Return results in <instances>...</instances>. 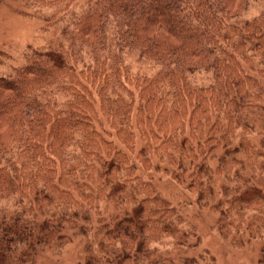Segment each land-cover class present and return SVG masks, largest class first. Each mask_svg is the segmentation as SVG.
<instances>
[{
  "label": "trees",
  "instance_id": "obj_1",
  "mask_svg": "<svg viewBox=\"0 0 264 264\" xmlns=\"http://www.w3.org/2000/svg\"><path fill=\"white\" fill-rule=\"evenodd\" d=\"M74 1L31 0L68 14L63 43L0 74V264L65 238L82 244L76 264H166L154 246L184 218L140 169L219 209L225 236L244 222L258 236L264 199L241 192L264 151V123L256 146L248 120L264 115V0L253 17L252 0H87L79 14ZM218 179L239 197L214 198Z\"/></svg>",
  "mask_w": 264,
  "mask_h": 264
},
{
  "label": "rangeland",
  "instance_id": "obj_2",
  "mask_svg": "<svg viewBox=\"0 0 264 264\" xmlns=\"http://www.w3.org/2000/svg\"><path fill=\"white\" fill-rule=\"evenodd\" d=\"M86 1L75 0L69 11L79 14L85 7ZM262 6L256 0H252L248 17L257 15ZM55 13L54 7L36 8L31 5V0H3L0 2V74L10 75L18 67L24 65L25 54L29 48L47 50L56 48L63 43L61 30L66 26L68 14L58 13L52 16ZM59 19L65 22H58ZM127 61L135 72L153 73L155 71L151 64L140 59L135 52L128 53ZM262 89L264 104V85ZM263 117L264 115L261 113L259 115L250 113L248 116V120L256 124L252 135L256 146L257 140L262 137ZM259 153L262 154V157L259 159L260 163L257 164V169L250 170L251 177L248 186L255 188L247 189V192H251L248 194L241 192L242 201L243 197L248 199L253 195L264 199V171L260 173L264 168V151L261 150ZM247 166L245 164V171H241V176L245 180L248 178ZM139 172L144 178L153 182L162 197L180 209L184 218L183 224L173 237L166 239L163 245L155 244L152 258L160 261L166 260V264H264L263 202L260 210L262 212L260 225L251 220L255 214L254 211L243 208L237 216L240 218L243 215L248 221L251 220L254 224L252 229L259 233L258 236L249 238V233L245 229L246 222L243 223V227L238 233L232 232L229 236H225L220 229L221 226L227 227L226 229L234 230V228L230 225V221L221 215L219 209H214L211 204L208 206L199 205L196 196L184 185L174 182L166 172L154 170L146 172L142 169ZM259 175H262L261 183L257 179ZM225 184L222 179L217 180L214 198L230 202L239 197L231 199L224 192ZM239 221L238 219L236 222ZM177 245L181 249H178ZM82 249L80 241H68L65 238L55 242L54 245L52 244L47 252L39 254L26 264H76L77 260L81 258ZM166 258L170 261L167 262Z\"/></svg>",
  "mask_w": 264,
  "mask_h": 264
}]
</instances>
